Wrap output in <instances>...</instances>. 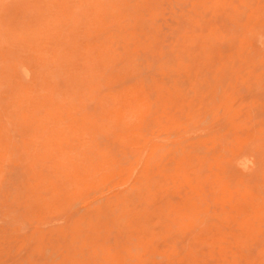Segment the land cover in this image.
I'll return each instance as SVG.
<instances>
[{
	"label": "rangeland",
	"instance_id": "rangeland-1",
	"mask_svg": "<svg viewBox=\"0 0 264 264\" xmlns=\"http://www.w3.org/2000/svg\"><path fill=\"white\" fill-rule=\"evenodd\" d=\"M262 207L264 0H0V264H264Z\"/></svg>",
	"mask_w": 264,
	"mask_h": 264
},
{
	"label": "bare ground",
	"instance_id": "bare-ground-1",
	"mask_svg": "<svg viewBox=\"0 0 264 264\" xmlns=\"http://www.w3.org/2000/svg\"><path fill=\"white\" fill-rule=\"evenodd\" d=\"M259 208H260V206H259ZM262 209H264V208L262 207ZM256 210H257V209H256ZM259 210H260V209H259ZM261 211H262V210H261ZM244 220H245V219H244ZM254 221H255V220H254ZM244 222H245V224H246V221H244ZM245 224H244V225H245ZM244 225H243V226H244ZM239 226H240V225H239Z\"/></svg>",
	"mask_w": 264,
	"mask_h": 264
}]
</instances>
